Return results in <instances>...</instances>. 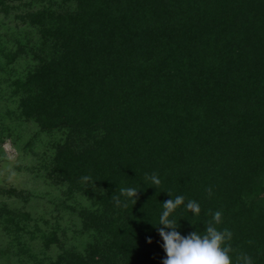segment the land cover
Wrapping results in <instances>:
<instances>
[{
    "label": "trees",
    "instance_id": "trees-1",
    "mask_svg": "<svg viewBox=\"0 0 264 264\" xmlns=\"http://www.w3.org/2000/svg\"><path fill=\"white\" fill-rule=\"evenodd\" d=\"M6 141L44 189L0 187V264H162L176 196L264 264V0H0Z\"/></svg>",
    "mask_w": 264,
    "mask_h": 264
},
{
    "label": "clouds",
    "instance_id": "clouds-1",
    "mask_svg": "<svg viewBox=\"0 0 264 264\" xmlns=\"http://www.w3.org/2000/svg\"><path fill=\"white\" fill-rule=\"evenodd\" d=\"M82 179L90 181L91 177L84 176ZM148 179L154 186L161 184V180L155 173ZM137 189L135 187L121 188L120 195L125 197V200L122 203L119 196L113 197L116 205L127 207L128 201L134 204L138 198ZM207 191L211 195V189ZM181 205H184L193 214L200 212V206L197 202L189 200L185 204L183 196H176L175 199H169L163 203L164 210L159 218V224L163 227L157 229L163 240L162 247L166 253V258L163 259L162 264H232L229 255L234 251L230 243L232 233L227 229L220 231L216 227L222 221V213L220 211L214 213L212 218L214 223L207 225L204 235L193 231L187 236H182L177 231V221L169 218ZM166 229H170V231H166ZM149 242H151L150 238ZM238 259L240 264H252V257L247 254H241Z\"/></svg>",
    "mask_w": 264,
    "mask_h": 264
},
{
    "label": "rangeland",
    "instance_id": "rangeland-1",
    "mask_svg": "<svg viewBox=\"0 0 264 264\" xmlns=\"http://www.w3.org/2000/svg\"><path fill=\"white\" fill-rule=\"evenodd\" d=\"M28 161L8 141L3 145V153L0 155V187L29 188L42 190L44 187L30 179L24 165Z\"/></svg>",
    "mask_w": 264,
    "mask_h": 264
}]
</instances>
